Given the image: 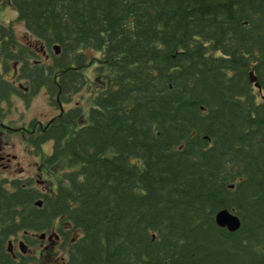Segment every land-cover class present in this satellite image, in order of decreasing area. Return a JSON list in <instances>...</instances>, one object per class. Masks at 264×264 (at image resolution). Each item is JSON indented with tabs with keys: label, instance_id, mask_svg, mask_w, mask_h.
I'll return each mask as SVG.
<instances>
[{
	"label": "trees",
	"instance_id": "1",
	"mask_svg": "<svg viewBox=\"0 0 264 264\" xmlns=\"http://www.w3.org/2000/svg\"><path fill=\"white\" fill-rule=\"evenodd\" d=\"M8 1L37 43L0 24L1 103L67 105L100 60L87 112L28 136L54 188L0 177V264L43 263L9 251L43 232L62 264H264V0Z\"/></svg>",
	"mask_w": 264,
	"mask_h": 264
},
{
	"label": "rangeland",
	"instance_id": "2",
	"mask_svg": "<svg viewBox=\"0 0 264 264\" xmlns=\"http://www.w3.org/2000/svg\"><path fill=\"white\" fill-rule=\"evenodd\" d=\"M13 24L14 31L18 39L24 43L35 44L37 41L29 34L25 23L17 20V11L9 3L8 0H0V24L10 25ZM94 53L91 51V54ZM100 58V54L96 52ZM91 55V56H93ZM96 58V57H95ZM97 60H100L96 58ZM93 60L84 71L88 75V84L80 92H78L74 101L65 105L68 108L74 104H82L87 112L92 98L96 93V74L99 63ZM14 70L8 72L7 77L12 78ZM3 109V110H1ZM59 112L50 102L45 90L33 95L29 100L22 99L19 96H14L12 101L0 102V154H8L9 158L6 161H0V177H33L39 180V187L48 192L54 188L56 183V171L62 170L65 167L62 164L47 165L45 156L51 154L53 149L52 142L48 141L43 143L41 154L36 153V149L31 146L28 141V131L36 128L37 124L32 125L37 121L46 122L51 117ZM3 123V124H1ZM33 123V124H32ZM40 166H44L45 170H41ZM50 236L47 235L45 239L37 238V243L27 246L25 253L29 255L43 254V263L40 259L36 261L37 264H62L61 257L65 254L59 247V243H52ZM11 240L15 243L16 254L21 252L20 245L24 238L22 233L12 236ZM64 264V263H63Z\"/></svg>",
	"mask_w": 264,
	"mask_h": 264
},
{
	"label": "water",
	"instance_id": "3",
	"mask_svg": "<svg viewBox=\"0 0 264 264\" xmlns=\"http://www.w3.org/2000/svg\"><path fill=\"white\" fill-rule=\"evenodd\" d=\"M55 48H56L57 52H60V47L58 45H56ZM252 79L255 80L256 78H252ZM256 86L259 88V90H261V85L259 84V82H256ZM0 159H2V158H0ZM37 204L41 206L42 200L37 201ZM216 221L220 226L227 227L231 231H236L241 226V220H240L239 216L237 214H235L234 212L226 209V208L220 210L217 213ZM46 236H47V234L45 232L38 235V237H40L41 239H45ZM51 237L52 236H50V238ZM9 245H10L9 251L13 252V247H12L13 242L10 241ZM20 248H21L22 252H26L27 244L22 241Z\"/></svg>",
	"mask_w": 264,
	"mask_h": 264
},
{
	"label": "flooded vegetation",
	"instance_id": "4",
	"mask_svg": "<svg viewBox=\"0 0 264 264\" xmlns=\"http://www.w3.org/2000/svg\"><path fill=\"white\" fill-rule=\"evenodd\" d=\"M14 70V69H13ZM15 74H16V71L14 70V75L12 76V78H14V76H15ZM11 78V79H12ZM20 86H22V84H20ZM26 88V87H25ZM27 89V88H26ZM42 90H45V94H47V91H46V89L45 88H42V89H40L37 93H39V92H41ZM47 97L49 98V96H48V94H47ZM50 100V102L52 103V100L51 99H49ZM58 102H59V107H56V108H59V112L57 113V114H59L62 110H64V109H66L64 106H65V104H62L61 103V101L60 100H58ZM56 114V115H57ZM56 115H54L53 117H51L50 118V120H48V121H46V122H42V121H39V120H37L35 123H34V125H32V127L31 128H33L37 123V126H36V128L34 127V129L33 130H31V131H28V135H27V138H28V136H30L31 134H33V133H35L36 132V130H37V127L38 126H40V128L42 129V128H45V126L46 125H48L51 121H53L54 120V118H55V116ZM1 124H3V123H1ZM4 125V124H3ZM50 142H52L51 140H49ZM48 142V141H47ZM8 157V154H6V155H4V154H0V158H2V159H0V161L1 162H4V161H6V159L8 160L9 158H7ZM10 160V159H9ZM41 167V170H45V168H44V166H40ZM13 253H14V255L15 256H17V254H16V250H15V243L13 242Z\"/></svg>",
	"mask_w": 264,
	"mask_h": 264
}]
</instances>
